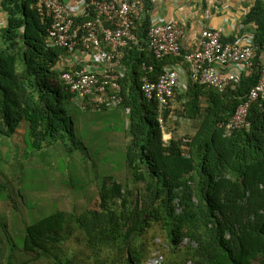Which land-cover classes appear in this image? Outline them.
I'll list each match as a JSON object with an SVG mask.
<instances>
[{
    "label": "trees",
    "instance_id": "1",
    "mask_svg": "<svg viewBox=\"0 0 264 264\" xmlns=\"http://www.w3.org/2000/svg\"><path fill=\"white\" fill-rule=\"evenodd\" d=\"M0 8L7 18L0 31V134L12 138L24 123L34 151L58 142L68 153L79 150L68 113L73 96L54 69L65 52L47 47L48 21L37 0H2ZM151 9V0H145L136 21L143 40ZM247 21L256 25L250 75L224 92L189 81L177 99L179 115L199 126L193 136L168 143L159 106L145 99L140 80L144 75L155 80L165 61L186 66V54L160 62L145 44L128 51V72L120 84L123 108L130 109L126 167L133 186L106 177L97 209L58 210L28 226L24 253L45 264H144L148 257L140 240L159 226L172 250L185 237L198 242L197 249L186 251L185 264H264V101L250 108L249 129L225 132L264 67V0L256 2Z\"/></svg>",
    "mask_w": 264,
    "mask_h": 264
},
{
    "label": "built area",
    "instance_id": "2",
    "mask_svg": "<svg viewBox=\"0 0 264 264\" xmlns=\"http://www.w3.org/2000/svg\"><path fill=\"white\" fill-rule=\"evenodd\" d=\"M2 0H0L1 3ZM41 15L48 21L47 47L63 50L54 69L60 74L65 89L84 112H103L123 107L122 85L128 67V51L144 49L158 61L181 57V40L185 28L176 20L152 19L146 39L136 32V21L145 10V0H78L75 5L63 0H37ZM7 19L0 23V30ZM4 27V28H5ZM253 37L243 43L222 40L214 29L202 32L199 49L184 56L185 64L166 66L155 80L141 77V91L148 102L159 106V122L165 129L164 115L172 117L179 95L186 93L189 81L219 92L232 88L243 75H250L255 57ZM142 69L147 70L143 64ZM154 71L152 66L148 69ZM264 101V67L258 83L250 90L235 115L225 125L226 135L249 129V111L253 104ZM130 113V109L126 108ZM164 124V125H163ZM189 238L181 247H195ZM154 255L149 264H160Z\"/></svg>",
    "mask_w": 264,
    "mask_h": 264
},
{
    "label": "rangeland",
    "instance_id": "3",
    "mask_svg": "<svg viewBox=\"0 0 264 264\" xmlns=\"http://www.w3.org/2000/svg\"><path fill=\"white\" fill-rule=\"evenodd\" d=\"M182 110L177 101L172 117L165 123V142L196 133L199 124L180 116ZM68 113L80 143L79 150L72 153L67 152L62 142L45 146L40 152L32 150L27 137L23 142L25 124L18 128L21 131L17 144L0 134V263L10 260L16 264H45L23 251L28 226L58 210L81 214L87 209H97L100 187L106 177L114 176L119 182L133 186L126 167L131 142L126 109L84 112L71 101ZM158 239L169 246L166 233L159 226L141 238L147 257L157 254L156 251L163 253L164 264H185L187 250L170 248L162 252L156 246Z\"/></svg>",
    "mask_w": 264,
    "mask_h": 264
},
{
    "label": "crops",
    "instance_id": "4",
    "mask_svg": "<svg viewBox=\"0 0 264 264\" xmlns=\"http://www.w3.org/2000/svg\"><path fill=\"white\" fill-rule=\"evenodd\" d=\"M77 1L63 0L70 5H75ZM257 1L259 0H151L150 16L154 21L173 19L184 26L181 45L183 53L187 54L199 49L202 32L206 29L219 31L222 40L229 43H243L247 38L254 37L256 25L248 22L247 16ZM6 19L0 8V23H4ZM163 65L172 66L167 61ZM25 127L22 129L23 142L27 135L26 124ZM20 131L10 138L14 144H17ZM10 153L7 150L6 154Z\"/></svg>",
    "mask_w": 264,
    "mask_h": 264
},
{
    "label": "clouds",
    "instance_id": "5",
    "mask_svg": "<svg viewBox=\"0 0 264 264\" xmlns=\"http://www.w3.org/2000/svg\"><path fill=\"white\" fill-rule=\"evenodd\" d=\"M123 108V107H122ZM119 109V108H118ZM124 109H126V108H124ZM128 115H129V113H128ZM162 130L164 131L165 129H163L162 128ZM164 133V132H163ZM171 140V139H170ZM169 140V141H170ZM168 141V142H169ZM168 142H166V143H168ZM6 230V229H5ZM186 238H189V239H191L192 241H194L195 242V244H196V246L195 247H189V248H182L181 247V245H182V243H183V241H184V239H186ZM183 240H182V242L180 243V245H179V249H185V250H195V249H197L198 247H199V244H198V242L196 241V240H194L193 238H191V237H185ZM156 246H159V248H160V251H162V252H164V250L166 249H170L171 247H170V245L168 246V245H166V244H164V243H162L161 242V240H157V242H156ZM154 253H157V254H153V256L150 254L149 256H148V258H147V260L145 261V263L144 264H149V262H150V260L154 257V255H158V256H160L161 257V259H162V261H161V263L160 264H164V256H163V253H161V252H154ZM187 264H192L191 263V261H189Z\"/></svg>",
    "mask_w": 264,
    "mask_h": 264
}]
</instances>
